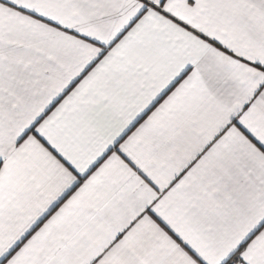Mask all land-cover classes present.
<instances>
[{"label":"snow or ice","instance_id":"obj_1","mask_svg":"<svg viewBox=\"0 0 264 264\" xmlns=\"http://www.w3.org/2000/svg\"><path fill=\"white\" fill-rule=\"evenodd\" d=\"M0 264H264V0H0Z\"/></svg>","mask_w":264,"mask_h":264}]
</instances>
